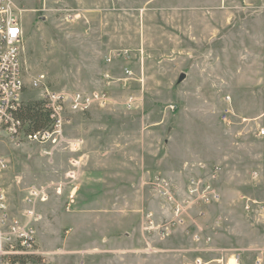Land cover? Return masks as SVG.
Listing matches in <instances>:
<instances>
[{
    "label": "rangeland",
    "instance_id": "obj_1",
    "mask_svg": "<svg viewBox=\"0 0 264 264\" xmlns=\"http://www.w3.org/2000/svg\"><path fill=\"white\" fill-rule=\"evenodd\" d=\"M15 1L24 9L28 84L44 74L51 89L92 92L111 81L106 107L64 127L77 151L52 139L1 143L15 204L31 183L67 182L42 204L41 249L58 264H183L192 255L164 261L160 251L142 252L141 261L119 249L133 248L126 233L138 226V209L162 207L140 186L142 172H188L201 160L220 166V199L193 208L167 244L187 246L203 226L215 249L198 254L210 264H234V254L238 264H264V136L256 134L264 128V0ZM22 98L43 100V90L29 86Z\"/></svg>",
    "mask_w": 264,
    "mask_h": 264
},
{
    "label": "built area",
    "instance_id": "obj_2",
    "mask_svg": "<svg viewBox=\"0 0 264 264\" xmlns=\"http://www.w3.org/2000/svg\"><path fill=\"white\" fill-rule=\"evenodd\" d=\"M23 8L15 0H0V264H58L50 254L43 251L39 242V226L44 219L41 210L42 204L47 203L53 194L61 196L67 182L62 180H49L46 182L31 183L25 189L18 204L13 201L5 175L10 165L6 155L1 150V143L7 142L20 144L24 141L43 142L52 139L64 148L77 151L78 141L69 139L64 132V127L71 123L72 115L85 113L94 107H106L110 103L109 89L111 81L107 80L106 87L92 92L66 91L51 89L45 75L32 79L28 84V68L25 66V33L22 20ZM67 18H75L74 9L61 8ZM127 54V52H125ZM116 53L108 57L111 61ZM127 74H132L131 69H126ZM106 78L110 76L107 74ZM29 86L43 90L44 107L48 114V123L41 129L29 130L18 115L23 103L22 94ZM134 96L128 100L132 104ZM226 122L231 123L228 112L223 115ZM264 136V128L256 132ZM72 165L78 161L71 159ZM199 171L193 172L185 178L183 184L178 185L168 178L157 174L152 185L156 194L170 207L171 217L164 224H158L152 213H148L144 225L148 233L158 232L160 236L169 235L171 230L184 224L191 215L193 208L208 205L220 199L218 179L220 166L199 162ZM75 170L68 172V177L75 179ZM257 171L252 172L256 178ZM76 188H70L67 193V210L75 201ZM249 201L246 209H251ZM264 207V204L262 205ZM203 226L194 234L197 243H205L204 249L214 250L212 238L203 233ZM239 255L234 254V259L239 262ZM232 259V258H231ZM230 259V260H231ZM201 256L185 264H210Z\"/></svg>",
    "mask_w": 264,
    "mask_h": 264
},
{
    "label": "crops",
    "instance_id": "obj_3",
    "mask_svg": "<svg viewBox=\"0 0 264 264\" xmlns=\"http://www.w3.org/2000/svg\"><path fill=\"white\" fill-rule=\"evenodd\" d=\"M228 117H230V116L228 115ZM243 121H247V118H243ZM230 122L231 123L229 125L234 124V121H232V119H230ZM241 134H242V132H238V135H241ZM195 162H203V161H201V160L196 161L195 160ZM196 164H194V163L190 164L188 172L180 171V172H176L175 174H168V173H165V172L160 171V170L156 171V172H151L150 170H144L142 172L141 179H140V186H142V188L149 187L151 189V191L153 192L154 197L162 203V207H161V210L159 212H156L154 209L148 208V207L138 209V211L140 212V222H139L138 226H134V229L132 232L128 231L126 233L130 238H132L131 240H129V241H131L129 243L133 248L128 249V250L127 249L126 250L119 249V251L128 252L131 255L138 257L141 261H142V259H145L143 261H147V259H148L146 255L145 256L143 255L142 252H145L144 254H150L153 251H160L161 257L164 258V261H166V259L170 258L171 256L172 257L173 256L178 257L180 254L183 255V257H187L188 255H192L191 259H187V260L185 259V261L183 259L182 260L183 264H185L187 262H192L195 257L200 256V254H198V252L201 251V248L204 249L203 247H205V243H197L194 240V234L199 230V228L193 234H190L191 235V240H190L191 244H189L187 246H184L182 244H179V245L167 244V241L171 237V235L174 233V230L176 231L177 229L179 230L180 227H183V225H185L187 223V220L189 217L187 218V220L184 224H180V225L174 227L171 230L170 234L165 235L164 237L160 236L158 232L148 233L144 228V225L146 222V217H147L148 213L153 214V216L156 219V222L158 224H164L171 217L170 207L167 206V203L164 200H162L160 197L157 196L155 188L152 185V181H153L154 177L157 174H161L162 176L168 178L172 182H175L178 185H181V184H183V182L185 181V178L188 175L192 174L193 172L199 171V168H198V166H196ZM220 175H221V173H220ZM220 175H219V177H220ZM85 184H86V186H88L90 184L89 180H88V182L86 181ZM119 189H120V186L114 182L113 191L119 192ZM100 191H102V192L106 191L105 186L102 185L101 190H98L95 195L100 197ZM115 208H116V206H115ZM98 230H102L101 232H103V233L101 234V236H104V229L98 228ZM203 233H204V231H203ZM207 235H209V234H207ZM209 236L211 237V235H209ZM212 241H213V239H212ZM98 242H100V241H98ZM103 242H104V240H103ZM105 245H107V243H105ZM169 245H171V246H169ZM86 249L87 250L82 249V250L71 251V252H81L84 256L85 253L88 252L89 247ZM77 264H85V263H84V260H82V261L78 262ZM139 264H141V263H139ZM144 264H145V262H144Z\"/></svg>",
    "mask_w": 264,
    "mask_h": 264
},
{
    "label": "trees",
    "instance_id": "obj_4",
    "mask_svg": "<svg viewBox=\"0 0 264 264\" xmlns=\"http://www.w3.org/2000/svg\"><path fill=\"white\" fill-rule=\"evenodd\" d=\"M19 117L28 123L29 130H38L48 123V114L43 100H29L23 102L19 111Z\"/></svg>",
    "mask_w": 264,
    "mask_h": 264
},
{
    "label": "bare ground",
    "instance_id": "obj_5",
    "mask_svg": "<svg viewBox=\"0 0 264 264\" xmlns=\"http://www.w3.org/2000/svg\"><path fill=\"white\" fill-rule=\"evenodd\" d=\"M232 259H233V261H234L233 263H234V264H237V261H236L234 258H232ZM232 259H231V262H232Z\"/></svg>",
    "mask_w": 264,
    "mask_h": 264
}]
</instances>
